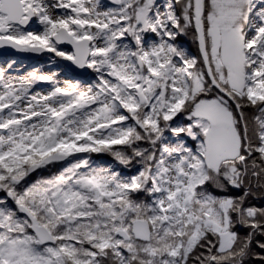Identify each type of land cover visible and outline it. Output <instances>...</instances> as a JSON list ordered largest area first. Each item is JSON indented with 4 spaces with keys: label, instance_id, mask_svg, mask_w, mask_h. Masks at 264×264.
Instances as JSON below:
<instances>
[{
    "label": "snow or ice",
    "instance_id": "snow-or-ice-1",
    "mask_svg": "<svg viewBox=\"0 0 264 264\" xmlns=\"http://www.w3.org/2000/svg\"><path fill=\"white\" fill-rule=\"evenodd\" d=\"M0 50L49 66L0 63V264H264V0H0Z\"/></svg>",
    "mask_w": 264,
    "mask_h": 264
},
{
    "label": "rangeland",
    "instance_id": "rangeland-1",
    "mask_svg": "<svg viewBox=\"0 0 264 264\" xmlns=\"http://www.w3.org/2000/svg\"><path fill=\"white\" fill-rule=\"evenodd\" d=\"M8 58L17 59L20 62L17 65V67L18 68H21L22 67V70L23 71H26L28 69V67L31 66L30 63H36L38 59H39V62L41 64H45V60L42 59V58H35L33 60H29V59L17 58V57L14 56V54H0V63H3V61L5 59H8ZM48 68H49V66L47 64H45V70H48ZM68 75H71V73H68ZM93 159L94 160H97V161H104V160H110V157H106V156L105 157H100V156H95L94 155L93 156ZM53 170H55V169H53ZM43 174L47 175L48 173L45 172ZM33 178H35V177H33ZM0 195H2V194H0Z\"/></svg>",
    "mask_w": 264,
    "mask_h": 264
},
{
    "label": "water",
    "instance_id": "water-1",
    "mask_svg": "<svg viewBox=\"0 0 264 264\" xmlns=\"http://www.w3.org/2000/svg\"><path fill=\"white\" fill-rule=\"evenodd\" d=\"M0 54H14V56L17 58L33 59V57L28 56V54H16L13 53L11 50H0Z\"/></svg>",
    "mask_w": 264,
    "mask_h": 264
},
{
    "label": "bare ground",
    "instance_id": "bare-ground-1",
    "mask_svg": "<svg viewBox=\"0 0 264 264\" xmlns=\"http://www.w3.org/2000/svg\"><path fill=\"white\" fill-rule=\"evenodd\" d=\"M34 64H36V63H30L31 66L34 65Z\"/></svg>",
    "mask_w": 264,
    "mask_h": 264
}]
</instances>
